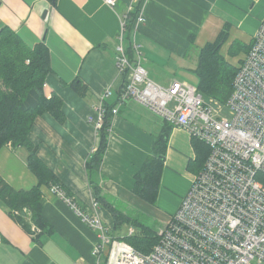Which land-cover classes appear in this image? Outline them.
<instances>
[{
	"label": "crops",
	"instance_id": "0c3cea01",
	"mask_svg": "<svg viewBox=\"0 0 264 264\" xmlns=\"http://www.w3.org/2000/svg\"><path fill=\"white\" fill-rule=\"evenodd\" d=\"M127 1L118 0L111 9L102 0H56L54 7L47 0H0V29L7 26L29 47L43 42L49 49L51 72L43 90L47 97L56 93L61 98L64 115L63 122L48 112L38 115L28 134L37 156L58 178V183L40 187L42 214L52 231L41 237V243H34L0 204V264L94 261L91 250L97 232L50 186L64 189L86 213L112 225V216L97 199L85 167L98 146L94 120L106 89L112 92L106 101L118 107L98 172L101 195L108 201L122 198L131 210L142 204L132 192L133 177L147 156L156 154L155 138L165 128L168 136L159 155L163 168L155 204L144 206L157 222L165 224L191 185L195 173L188 165L195 151L189 133L172 127L134 99L118 105L123 79L115 65L116 46ZM142 4L147 20L131 27L130 39L126 30L123 45L128 50L135 39L142 65L160 85L173 78L196 84L194 69L201 48L223 31L227 39L220 53L233 64L228 57L240 55L237 60L245 53L238 54L237 47L251 43L264 18V0H143ZM76 78L86 86L85 96L69 86ZM27 153L23 146L0 148V177L14 189L28 190L38 183L27 166Z\"/></svg>",
	"mask_w": 264,
	"mask_h": 264
},
{
	"label": "built area",
	"instance_id": "2783aa9c",
	"mask_svg": "<svg viewBox=\"0 0 264 264\" xmlns=\"http://www.w3.org/2000/svg\"><path fill=\"white\" fill-rule=\"evenodd\" d=\"M102 1L115 9L118 0ZM142 1L128 0L120 22L118 105L134 99L204 142L209 152L203 166L147 253L113 235L112 225L86 213L64 189L52 184L50 191L97 232L91 264H264V18L249 49L237 59L232 91L222 102L179 78L167 85L154 82L134 38L129 58L124 35L131 15L133 28L146 22ZM111 94L106 89L100 102ZM97 108L96 130L104 115L100 104ZM134 233L130 226L126 234Z\"/></svg>",
	"mask_w": 264,
	"mask_h": 264
},
{
	"label": "trees",
	"instance_id": "16d2710c",
	"mask_svg": "<svg viewBox=\"0 0 264 264\" xmlns=\"http://www.w3.org/2000/svg\"><path fill=\"white\" fill-rule=\"evenodd\" d=\"M47 1L53 7L56 4V0ZM132 18L133 15L126 28L129 39ZM226 39L227 33L223 31L219 33L215 41L206 43L199 52L194 69L199 92L204 97L213 96L222 102L228 99L232 91V82L237 68L220 53V48ZM249 45H240L236 50L246 52ZM126 52L132 59L131 44ZM50 72V53L43 42L29 47L7 26L0 29V148L8 143L12 146L25 147L28 151L27 166L38 178L35 186L23 190L12 188L0 177V204L36 244L41 243V237L44 234L52 231L42 214L40 187L58 183V178L37 156L36 148L29 140L28 134L36 117L44 112H48L59 122H63L64 119L61 98L56 93H51L50 97L44 94L43 84ZM69 86L79 95L87 94L86 86L78 78L69 83ZM100 105L104 109V115L101 126L97 130L98 146L85 163L89 182L97 199L112 216V234L127 241L137 250L147 253L157 241L159 233L139 219L137 214L139 209L134 207L131 211L124 212L101 195L98 172L107 146L113 104L103 99ZM167 136L168 128H165L155 138L153 152L156 154L147 156L133 177L132 192L147 205L155 204L163 168V158L159 155H163ZM192 144L195 158L189 162L188 168L196 173L202 168L209 149L204 142L196 138H192ZM124 223L135 227V233L117 234ZM32 226H35L38 231L32 230Z\"/></svg>",
	"mask_w": 264,
	"mask_h": 264
},
{
	"label": "rangeland",
	"instance_id": "374dc122",
	"mask_svg": "<svg viewBox=\"0 0 264 264\" xmlns=\"http://www.w3.org/2000/svg\"><path fill=\"white\" fill-rule=\"evenodd\" d=\"M234 49H235V47H234ZM237 53L239 54L240 52L237 51ZM238 56H240V55H238ZM238 56H234V55L231 56L230 55V57H228V59H230L233 62V65H236V63L238 61V60H236V57H238ZM110 201L113 203V206H115L117 209L123 210L124 212H128V210L131 211V207H128V204L122 198H119V197L111 198ZM142 205H143V208H142ZM144 205H146L144 202H142V204H139V205L136 204L135 208L140 209L137 211L139 219L142 221H145L148 225L153 227L159 233L163 229L164 224H162L161 222H157L156 219L151 214L150 209L146 208V206H148V205H146V206H144ZM130 226H131V224L124 223L121 226V229L117 231V234L125 235L128 232V229ZM133 228H135V227H133Z\"/></svg>",
	"mask_w": 264,
	"mask_h": 264
},
{
	"label": "bare ground",
	"instance_id": "6f19581e",
	"mask_svg": "<svg viewBox=\"0 0 264 264\" xmlns=\"http://www.w3.org/2000/svg\"><path fill=\"white\" fill-rule=\"evenodd\" d=\"M213 97V96H212ZM226 101V100H225Z\"/></svg>",
	"mask_w": 264,
	"mask_h": 264
},
{
	"label": "water",
	"instance_id": "95a60500",
	"mask_svg": "<svg viewBox=\"0 0 264 264\" xmlns=\"http://www.w3.org/2000/svg\"><path fill=\"white\" fill-rule=\"evenodd\" d=\"M45 15V14H44Z\"/></svg>",
	"mask_w": 264,
	"mask_h": 264
}]
</instances>
